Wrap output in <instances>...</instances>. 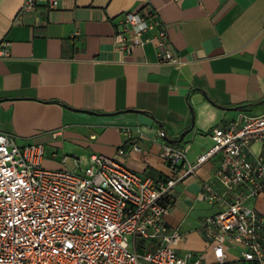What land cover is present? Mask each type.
I'll use <instances>...</instances> for the list:
<instances>
[{"label": "crops", "instance_id": "obj_1", "mask_svg": "<svg viewBox=\"0 0 264 264\" xmlns=\"http://www.w3.org/2000/svg\"><path fill=\"white\" fill-rule=\"evenodd\" d=\"M145 5L180 64L160 62L151 43L115 39L121 15ZM2 45L10 56L0 58V133L43 145L49 170L82 173L92 155H102L160 180L170 175L160 157L164 144L195 163L213 146V128L264 112V0H57L53 9L0 0ZM262 153L264 142H255L249 158ZM219 165L220 156L210 158L166 200L165 221L184 233L181 252L203 262H212V253L202 221L232 201L200 197L206 182L224 193L214 179ZM246 204L264 221V193ZM236 249L228 262L239 264L242 248ZM257 264H264V250Z\"/></svg>", "mask_w": 264, "mask_h": 264}, {"label": "built area", "instance_id": "obj_2", "mask_svg": "<svg viewBox=\"0 0 264 264\" xmlns=\"http://www.w3.org/2000/svg\"><path fill=\"white\" fill-rule=\"evenodd\" d=\"M38 2L49 9L57 0H24L25 9ZM127 37L138 46L151 43L160 62L180 64L157 14L148 5L121 15L115 39ZM5 45L0 58H9ZM132 140L131 129L122 130ZM159 138L166 133L158 132ZM213 146L195 163L180 148L164 144L160 157L170 175L142 177L115 160L92 155L82 173L43 167L44 147L18 144L0 133V264H226L229 251L241 247L240 262L260 263L264 221L246 202L264 193V153L249 158L251 145L264 142V112L210 133ZM133 150H139L132 144ZM119 154L122 152L119 150ZM220 156L214 179L220 194L203 184L200 197L214 204L232 196L225 210L205 217L202 236L212 262L181 252L184 233L165 221L169 192L210 158ZM153 245V246H151Z\"/></svg>", "mask_w": 264, "mask_h": 264}, {"label": "trees", "instance_id": "obj_3", "mask_svg": "<svg viewBox=\"0 0 264 264\" xmlns=\"http://www.w3.org/2000/svg\"><path fill=\"white\" fill-rule=\"evenodd\" d=\"M226 264H237V263L228 262ZM239 264H245V263L239 261ZM248 264H257V263H248Z\"/></svg>", "mask_w": 264, "mask_h": 264}, {"label": "rangeland", "instance_id": "obj_4", "mask_svg": "<svg viewBox=\"0 0 264 264\" xmlns=\"http://www.w3.org/2000/svg\"><path fill=\"white\" fill-rule=\"evenodd\" d=\"M238 252V250L236 249V250H231V254H234V253H237Z\"/></svg>", "mask_w": 264, "mask_h": 264}]
</instances>
